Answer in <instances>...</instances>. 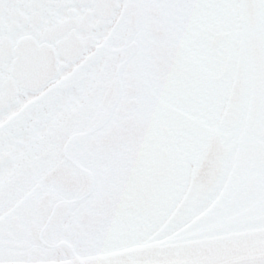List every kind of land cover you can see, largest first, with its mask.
I'll list each match as a JSON object with an SVG mask.
<instances>
[{
  "label": "snow or ice",
  "instance_id": "1",
  "mask_svg": "<svg viewBox=\"0 0 264 264\" xmlns=\"http://www.w3.org/2000/svg\"><path fill=\"white\" fill-rule=\"evenodd\" d=\"M0 264H264V0H0Z\"/></svg>",
  "mask_w": 264,
  "mask_h": 264
}]
</instances>
